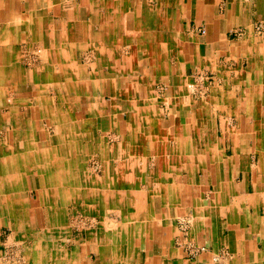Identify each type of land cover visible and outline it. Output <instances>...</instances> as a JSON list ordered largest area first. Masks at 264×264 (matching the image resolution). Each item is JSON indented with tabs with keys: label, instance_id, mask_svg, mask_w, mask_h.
Returning a JSON list of instances; mask_svg holds the SVG:
<instances>
[{
	"label": "crops",
	"instance_id": "1",
	"mask_svg": "<svg viewBox=\"0 0 264 264\" xmlns=\"http://www.w3.org/2000/svg\"><path fill=\"white\" fill-rule=\"evenodd\" d=\"M258 20L264 0H0V161L21 176L0 251L35 260L20 233L43 224L42 264H264ZM203 72L210 103L188 95ZM64 159L76 178L44 168ZM87 206L97 231L57 232Z\"/></svg>",
	"mask_w": 264,
	"mask_h": 264
},
{
	"label": "rangeland",
	"instance_id": "2",
	"mask_svg": "<svg viewBox=\"0 0 264 264\" xmlns=\"http://www.w3.org/2000/svg\"><path fill=\"white\" fill-rule=\"evenodd\" d=\"M253 31H254V34L257 37H259V38L262 37L263 38L264 37V20L256 21L254 23V26H253ZM243 34H245L244 30L243 31H235V32H233L232 37L239 39V38L242 37L241 35H243ZM196 76L197 77H195V79H193L192 81H190L187 84V90H188L189 97L192 98V99H195L196 101H199V100H205L206 101L207 100L210 103V97L213 95L212 93H213L214 89L218 88V87H222V84H223L222 79H220V78L216 77L215 75L210 74L208 72L198 73V74H196ZM190 86H193L194 89L191 90ZM166 88H167V86L165 84H161V85L159 84L157 86V90H160V91H158L159 94H161L162 91L166 90ZM218 94H220V97L222 98V93L220 92ZM214 95L217 96L216 93ZM156 97L159 100L161 99L158 96H156ZM160 97H163V96L161 95ZM217 106H222V105H220L218 103ZM115 138L116 137H112V136L109 137L108 138V142L113 143V141L116 140ZM88 158H90V161H89L88 164H89V169L91 170V173L94 174V175L97 174V176H101V174L104 171V167H103L104 163H102L99 159H97L94 156L91 157V155L88 156ZM137 162H141V161H137ZM150 163H153V161L151 160ZM82 169L86 173V165L85 166L83 165ZM133 171H137V170L133 169ZM137 172L139 173V171H137ZM84 178H85L86 181H89L88 173L85 174ZM139 179H140V182L143 185L144 176H142L140 173H139ZM66 207H68V206H66ZM89 208L90 207L87 206L86 209H82L81 211H77L78 213L76 215V219H77L78 222L75 225V227L72 228L73 232H75V235H80V236L85 238L88 233L97 231L99 229L100 218L98 216L95 217V215L90 214V209ZM74 209H76V208L72 209V207H69V212L74 211ZM184 218H186V217H183V218H181L179 220L178 226H179V229H180V231L182 233L187 234L188 231H189V228L185 232V231H183L181 229V226H180V221L182 219H184ZM69 219L71 220L72 218L69 217ZM187 219H189V218L187 217ZM190 223H191V220H190ZM69 225H70V222H68V224L65 225V226H69ZM69 231L71 232L70 228L68 229L67 233H69ZM69 237H71L70 233H69ZM44 242L56 243L57 244V243H59L61 241L59 239H53V240L44 241ZM51 253L55 254V251H52L51 249L48 250L47 247L44 249V256L47 255V254L50 256ZM189 254L191 255L190 251H189ZM197 254L198 253H196V255H194L193 257H196ZM12 261L14 262V259H12Z\"/></svg>",
	"mask_w": 264,
	"mask_h": 264
},
{
	"label": "bare ground",
	"instance_id": "3",
	"mask_svg": "<svg viewBox=\"0 0 264 264\" xmlns=\"http://www.w3.org/2000/svg\"><path fill=\"white\" fill-rule=\"evenodd\" d=\"M3 163H6V165H3ZM24 163H25V161L21 160V164L23 165ZM47 164L50 167L52 165H55L56 167H62V170H63V172L65 174V177L67 176L69 179L77 177V176L74 177V174H75L73 172L74 166H72V167L68 166L69 162H67V160H65V159H64V161L60 160L57 164L55 163V161H52V162L48 163V160H46L44 162V168H49V167H47L48 166ZM2 166L7 168V170H9L10 167H11V164H9L8 161H5V162L4 161H0V169H2L5 172V174H6L4 176H0V216H6L7 217L9 215L8 209L12 208L13 203L17 204L18 206L21 205V202L17 199V196L13 197V195L9 194V191H11V190H8V189H12V186H15L16 188L19 187L18 186L20 184L19 179L21 178V176L19 175L20 174V170L18 168H16L17 167V163L16 162L13 164L12 168L8 171V174H7V171L4 168H2ZM76 167H77V169H76L77 172L80 173V172L84 171V170H81V168H79V166H76ZM67 172H69L70 175H68ZM72 172L74 173L73 175H72ZM80 180H81V183H84V184L88 183L85 180V178H83V175L80 176ZM76 215L73 216L74 218L70 222L69 226H65V225L62 226V225L54 224V227L57 226V228H55V229H57V232H60V233L62 232L63 234H66L68 232V229L70 228L71 232L69 231V233L72 236L73 235L72 228L75 227V225L78 222L77 219H76ZM29 225L32 227V224H29ZM45 228H47V227L45 226ZM33 230L34 229L32 227V228H30L31 232H26V230H23L20 234L25 235L26 243L28 242L30 245H33V246L35 245L34 248H35V250L37 252L35 260H31V259H29V257H27V259L25 261V258H20L21 256H17L16 259H15V262H13L12 259H14L16 254L13 255L10 250L9 251L5 250V251H0V264H42L44 262V255L42 254L43 252L42 253L40 252V244L44 240V225L41 224L39 228L35 229L34 231ZM49 231H52V229H50ZM69 233H67L66 235L69 236ZM47 241H49V240H47ZM7 246H10V245H7ZM2 247H4V245L3 246L0 245V248H2ZM7 249H8V247H7ZM29 251L31 253L33 251V249L32 250L29 249ZM59 256H60V254H59ZM31 257H32V255H31ZM60 257L61 258H59V259H62V255Z\"/></svg>",
	"mask_w": 264,
	"mask_h": 264
},
{
	"label": "built area",
	"instance_id": "4",
	"mask_svg": "<svg viewBox=\"0 0 264 264\" xmlns=\"http://www.w3.org/2000/svg\"><path fill=\"white\" fill-rule=\"evenodd\" d=\"M189 225H190V220L187 219V218H184L180 221V226H181V229L183 231H187L188 228H189ZM190 253H191V256H194L196 255V253H201V252H205L206 251V247H197V248H194V247H190L188 248Z\"/></svg>",
	"mask_w": 264,
	"mask_h": 264
}]
</instances>
